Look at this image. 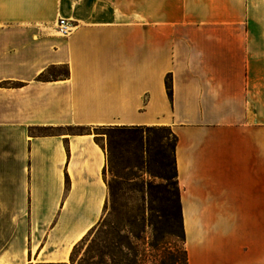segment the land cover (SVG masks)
<instances>
[{
  "label": "crops",
  "instance_id": "crops-1",
  "mask_svg": "<svg viewBox=\"0 0 264 264\" xmlns=\"http://www.w3.org/2000/svg\"><path fill=\"white\" fill-rule=\"evenodd\" d=\"M110 126L177 136L189 264H264V0H0V264H71Z\"/></svg>",
  "mask_w": 264,
  "mask_h": 264
},
{
  "label": "rangeland",
  "instance_id": "rangeland-1",
  "mask_svg": "<svg viewBox=\"0 0 264 264\" xmlns=\"http://www.w3.org/2000/svg\"><path fill=\"white\" fill-rule=\"evenodd\" d=\"M106 132V130H99ZM163 149L172 160V137L164 133ZM106 134L102 143L106 145ZM127 160L137 163L132 153L120 151L113 164L107 165L105 179L110 184L103 216L87 237L75 249L71 264H189L185 252L180 212L176 204L174 179H164L172 166L162 167L148 162L151 175L141 169H125ZM114 166L117 176L111 173ZM154 223L157 229L151 224ZM132 231V232H129ZM165 232H169L166 236ZM129 233L131 245L121 247L119 240ZM158 239V240H157ZM184 239V240H183Z\"/></svg>",
  "mask_w": 264,
  "mask_h": 264
},
{
  "label": "trees",
  "instance_id": "trees-1",
  "mask_svg": "<svg viewBox=\"0 0 264 264\" xmlns=\"http://www.w3.org/2000/svg\"><path fill=\"white\" fill-rule=\"evenodd\" d=\"M166 87L169 97L172 98L171 75H167L166 77ZM102 130H106V132L103 133L96 132L97 135L95 139L106 151L107 163L104 168V174H106L107 165L110 162L113 164L116 155H118L120 151L132 153L137 157V163H132L130 160H127V163L125 164V169L127 170L136 169V168L141 170L144 169L151 175H155L152 173V169L147 167L148 162L154 161L160 163L162 167H165V171L169 166L170 167L172 166V168L170 169V171L172 172L171 176L169 175L170 173L163 172L164 175H162L161 177L164 179L172 178L175 181L174 183L176 185V204L179 208L183 238L185 239L183 218L181 212L180 193L177 183V168H176L175 155H174L175 147L177 144V136L173 133L171 128L166 126H110ZM164 133H167L168 136L172 137V143H169L168 145V148L171 150L172 153V160L170 162L167 161L168 155L166 153V150L163 149V144H161L162 139L164 137L167 138V136L164 135ZM104 134H106V138H107L106 145L102 143ZM111 173L113 174L114 177L117 176L116 171H114L113 165H111ZM107 184L108 187H110V184L109 183ZM151 224L154 226V229L156 230L157 226L154 223ZM168 233L169 232H165V234L162 235L166 236V234ZM123 235H124L123 239L119 240V243L121 244L122 248L123 247L129 248V245H131L130 234L124 233ZM84 239L82 240V242L84 241ZM77 247H75V249ZM75 249L73 251V254L75 252ZM185 252L187 254L186 250ZM101 264H108V263L106 261H101Z\"/></svg>",
  "mask_w": 264,
  "mask_h": 264
},
{
  "label": "built area",
  "instance_id": "built-area-1",
  "mask_svg": "<svg viewBox=\"0 0 264 264\" xmlns=\"http://www.w3.org/2000/svg\"><path fill=\"white\" fill-rule=\"evenodd\" d=\"M74 26L70 20L60 18L57 22V30L61 36H69L73 32Z\"/></svg>",
  "mask_w": 264,
  "mask_h": 264
}]
</instances>
